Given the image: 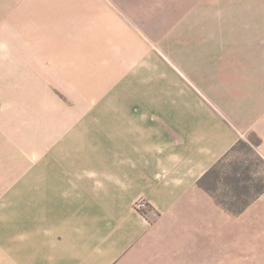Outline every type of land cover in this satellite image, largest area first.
<instances>
[{"label": "crops", "instance_id": "crops-1", "mask_svg": "<svg viewBox=\"0 0 264 264\" xmlns=\"http://www.w3.org/2000/svg\"><path fill=\"white\" fill-rule=\"evenodd\" d=\"M251 2L264 12V0ZM236 4L243 12L244 1ZM227 5L0 0V59L29 60L28 93L42 82L49 94L54 84L75 98L54 102L64 112L48 104L41 145L29 136L40 160L28 185L42 218L26 230L0 229V264H227L237 218L199 183L249 132L263 138L264 158V104L242 100L238 77L211 69L228 58L206 46L228 37L207 22ZM197 45L207 53L186 52ZM198 56L211 62L208 71ZM251 61L250 74L239 76L242 92L264 88V54ZM20 124V114L0 110V172L13 148L2 141L6 134L13 142ZM141 199L146 214L135 208Z\"/></svg>", "mask_w": 264, "mask_h": 264}, {"label": "rangeland", "instance_id": "rangeland-1", "mask_svg": "<svg viewBox=\"0 0 264 264\" xmlns=\"http://www.w3.org/2000/svg\"><path fill=\"white\" fill-rule=\"evenodd\" d=\"M243 1L246 4L243 12L237 10L236 0H227L226 11L211 14L212 19L207 23L216 34L218 33L217 36L219 32L227 34L228 43L206 47H211L210 51L213 54L226 55L228 58L225 61L214 62L215 64L211 66L213 73L219 77L224 75L230 78L238 77L235 87L240 89L242 100H254V104L256 102L259 107H263V86L256 92L249 84L246 91L242 92L239 82L240 75L250 74L253 70L252 62L256 61H251V56L264 54V29L256 27L257 23L261 25L260 27L264 24V12H253L251 0ZM186 52L204 54L207 50L204 46L197 45ZM241 57H247L248 60H235ZM210 63L200 56L195 60L200 70L208 71ZM28 64V59H0V110H4L7 115H11L12 112L14 116L20 114L21 121L19 135L15 133L17 131L14 132L13 142L6 134L5 141H2L3 146H13L12 155L3 158L4 172H0V186H3L0 187V229L8 231L26 230L30 227L34 215L42 218V212L38 209L39 206L43 209V205L34 201L33 191L28 185L31 179L28 169L40 160V156L36 157V161L31 156L28 144L33 141L29 136L34 135L37 145H41L44 131L49 124L48 104L51 103L52 109L56 112H64L66 109L53 108L54 102L75 101L72 95L62 92L54 84L49 85L50 94L42 82L41 90L36 89L35 93H28L32 84H35L29 74ZM14 71L17 74H13ZM35 81L38 84L39 78ZM10 87L16 88L11 90ZM27 112L33 115L32 125L26 121L29 118ZM258 140L261 141V145L255 146ZM240 142L237 151L217 166L205 184L212 189L216 199L232 212L228 214L237 218V235L228 238L227 264H264V158L259 153L263 138L249 132ZM8 152L9 150H5V153Z\"/></svg>", "mask_w": 264, "mask_h": 264}, {"label": "trees", "instance_id": "trees-1", "mask_svg": "<svg viewBox=\"0 0 264 264\" xmlns=\"http://www.w3.org/2000/svg\"><path fill=\"white\" fill-rule=\"evenodd\" d=\"M241 144V142H239L238 144H237V146H235V148L233 149V151L231 152V154L233 153V152H235V151H237V149H238V146ZM261 145V141L260 140H258L257 141V143L255 144V146H260ZM230 154V155H231ZM230 155H228L227 157H225L219 164H221L226 158H228ZM218 164V165H219ZM217 165V166H218ZM217 166L209 173V175H207V177L208 176H210L212 173H213V171H215V169L217 168ZM206 178H205V180H202L199 184H200V186L203 188V189H205L208 193H210L212 196H213V198L215 199V201L217 202V204L219 205V206H221V207H223L227 212H229V213H232L231 211H229L225 206H224V204L222 203V202H220V201H218L217 199H216V197L213 195V192H212V189L208 186V185H206L205 184V182H206ZM242 210H239V212H241ZM144 214H146V213H144Z\"/></svg>", "mask_w": 264, "mask_h": 264}, {"label": "built area", "instance_id": "built-area-1", "mask_svg": "<svg viewBox=\"0 0 264 264\" xmlns=\"http://www.w3.org/2000/svg\"><path fill=\"white\" fill-rule=\"evenodd\" d=\"M135 208L137 211L144 214L147 212L149 204L144 199H141L135 204Z\"/></svg>", "mask_w": 264, "mask_h": 264}]
</instances>
